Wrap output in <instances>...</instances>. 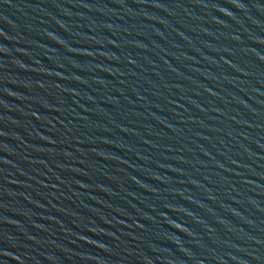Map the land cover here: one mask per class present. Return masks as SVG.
<instances>
[{
    "label": "water",
    "instance_id": "water-1",
    "mask_svg": "<svg viewBox=\"0 0 264 264\" xmlns=\"http://www.w3.org/2000/svg\"><path fill=\"white\" fill-rule=\"evenodd\" d=\"M0 264H264V0H0Z\"/></svg>",
    "mask_w": 264,
    "mask_h": 264
}]
</instances>
